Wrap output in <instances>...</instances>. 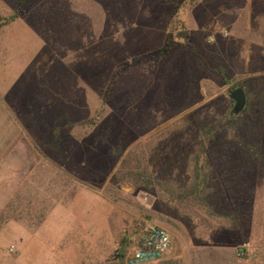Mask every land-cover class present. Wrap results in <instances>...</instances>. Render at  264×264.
<instances>
[{"label":"rangeland","instance_id":"obj_1","mask_svg":"<svg viewBox=\"0 0 264 264\" xmlns=\"http://www.w3.org/2000/svg\"><path fill=\"white\" fill-rule=\"evenodd\" d=\"M0 12L17 14L14 20L29 29L18 38L25 55L17 56L13 71L4 76L11 67L0 64L2 85L12 81L5 114L15 137L32 143L44 161L13 205L7 207L11 199L0 209V264H57L59 259H42L36 247L47 225L34 238L24 221L15 219L25 228L5 225L13 215L39 214L42 197L56 201L74 193L86 200L85 186L96 195L91 202L98 230H122L125 251L117 257V249H104L93 262L58 264H127L132 239L125 241L143 216L170 234L163 259L264 264V0H0ZM233 85L258 91L252 142L231 152L218 172L221 209L187 214L156 180L190 176L182 157L192 150L195 126L208 113L230 114ZM41 114L35 134L33 118ZM219 133L218 147L226 135ZM177 150L183 156L176 158ZM142 170L147 178L135 180L133 173ZM9 172L2 168L0 188Z\"/></svg>","mask_w":264,"mask_h":264},{"label":"crops","instance_id":"obj_2","mask_svg":"<svg viewBox=\"0 0 264 264\" xmlns=\"http://www.w3.org/2000/svg\"><path fill=\"white\" fill-rule=\"evenodd\" d=\"M29 29L19 25L15 20L3 25L0 28V64H8L7 71H3L4 76L7 73L9 75L12 70V64H17V56L25 55V48L23 46L24 41L18 40L21 36L26 34ZM23 39V38H22ZM39 40V39H38ZM21 45L23 46L22 50ZM3 58V60H2ZM21 70L24 69V61L20 60ZM0 71H2L0 69ZM5 72V73H4ZM11 80L7 85H2L0 82V114L2 118L0 120V176L2 168H9L10 178L5 181L4 187L0 188V209L4 204L14 198V195L22 188L23 183L26 185V180L31 174L32 170L38 164H44V161L38 159L37 155L34 154L36 151L33 144L28 142L25 143L24 138L17 139L15 133L11 128L12 123L8 122L9 119L6 117V109L4 107L5 98L4 95L8 93V90L12 87ZM9 105L11 103L8 101ZM4 109V111H3ZM44 117L36 116L33 118L35 122V134L36 127L42 126ZM38 121V122H37ZM8 124V128H6ZM43 151L42 149H39ZM41 162V163H40ZM73 179V178H72ZM63 189L67 187L66 182L63 183ZM78 183V189L81 186ZM6 185V186H5ZM58 188V187H57ZM47 192L49 187L46 188ZM74 194V193H73ZM71 194L68 198L48 200L47 197L41 199L40 215H43L38 226L34 229V232L28 228H25L23 224H20L17 220H9L5 225L14 224L25 228L30 234L31 238H34L35 234L42 229L45 236L40 239V244L36 247L41 248L42 259H59L55 263H60L63 259H74L73 261L81 263L82 260L87 262L96 261L98 252L107 249L109 252L117 249L119 254L125 251V247H121L122 230L118 227L111 228L107 227L102 230H98L97 220L95 215L96 205L94 201L91 202L92 198H95V193L92 192L90 187H83V196L86 200L80 199V197H74ZM79 196V195H78ZM35 212L34 214H37ZM51 218H53V221ZM51 222L53 225H49ZM98 239L103 241L105 246H98ZM132 239V234L125 241L128 244ZM12 246V245H11ZM13 250V249H12ZM66 262V260H64Z\"/></svg>","mask_w":264,"mask_h":264},{"label":"trees","instance_id":"obj_3","mask_svg":"<svg viewBox=\"0 0 264 264\" xmlns=\"http://www.w3.org/2000/svg\"><path fill=\"white\" fill-rule=\"evenodd\" d=\"M18 15L11 14L4 16L0 12V28L14 20ZM237 89L236 85L228 88L231 92ZM256 91L246 90V104L239 116L230 115L229 111L226 110L221 115L206 114L199 119L197 123L196 132L192 135V150L187 155L178 153L175 154L176 158L182 155L184 160L186 171L189 170L190 176L183 181L182 178L178 179L177 182H172L167 179L165 181L156 180V186H161L167 193L170 202L176 204L180 210L187 214H192L195 210L204 209L207 213L216 214V210L221 209L222 199L220 197L219 183H218V172H223L226 169V164L232 159L231 152L244 151L245 148L252 142L251 131L253 130L254 111L255 107L253 104V96L257 93ZM261 104L263 98H259ZM73 123L71 125H76ZM83 122H79V125ZM226 132L225 138L220 146L215 145V139L219 132ZM229 144V145H228ZM229 146V147H228ZM228 147V148H227ZM179 154V155H178ZM180 159V158H179ZM122 167H126L127 159H122ZM127 168V167H126ZM138 168V166H137ZM130 172V171H129ZM183 170V174H184ZM145 171L133 173L134 179L138 180L141 178H147ZM120 179H122L120 177ZM150 185V182H149ZM153 185V183H151ZM14 199L8 204L7 207L13 205ZM10 209V208H9ZM182 212V213H183ZM184 214V213H183ZM218 214V213H217ZM194 215H197L194 213ZM33 217L34 222H26L27 218ZM14 219L24 221L27 227L34 231L36 226L40 223L43 215L37 214L28 217L17 215ZM5 219H9L6 217ZM26 222V223H25ZM117 257H121V254H117ZM146 264H177L171 259H163ZM92 264H124L120 259H106L104 262L92 263Z\"/></svg>","mask_w":264,"mask_h":264},{"label":"built area","instance_id":"obj_4","mask_svg":"<svg viewBox=\"0 0 264 264\" xmlns=\"http://www.w3.org/2000/svg\"><path fill=\"white\" fill-rule=\"evenodd\" d=\"M131 233L132 243L127 264L152 263L162 260L169 254L170 234L152 218L143 216L135 219L131 225ZM12 249L13 246H10L9 250Z\"/></svg>","mask_w":264,"mask_h":264},{"label":"water","instance_id":"obj_5","mask_svg":"<svg viewBox=\"0 0 264 264\" xmlns=\"http://www.w3.org/2000/svg\"><path fill=\"white\" fill-rule=\"evenodd\" d=\"M179 36L186 38V31H180ZM229 98L233 101L230 115H238L242 112L246 104V93L242 87H239L229 93Z\"/></svg>","mask_w":264,"mask_h":264}]
</instances>
